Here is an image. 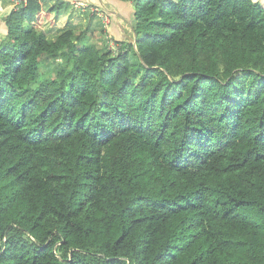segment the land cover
I'll return each mask as SVG.
<instances>
[{"label":"trees","instance_id":"1","mask_svg":"<svg viewBox=\"0 0 264 264\" xmlns=\"http://www.w3.org/2000/svg\"><path fill=\"white\" fill-rule=\"evenodd\" d=\"M122 1L115 49L3 19L0 264H264V0Z\"/></svg>","mask_w":264,"mask_h":264},{"label":"crops","instance_id":"2","mask_svg":"<svg viewBox=\"0 0 264 264\" xmlns=\"http://www.w3.org/2000/svg\"><path fill=\"white\" fill-rule=\"evenodd\" d=\"M57 3H62L66 6L67 14L61 15L66 20L67 27L70 24V16L74 12L85 13L87 9H91L88 22L79 26L78 30H85L90 28L88 39L90 42H102L101 30L104 29L107 38L113 43L134 41L136 35L133 32L134 17L136 15L135 4L133 1L122 0H47L45 7L47 9L53 8ZM18 0H1L0 1V40L7 33V28L4 23L6 17L16 6ZM72 9L74 12L70 13ZM94 11H101L102 13L95 14ZM106 15L109 20L108 24L102 26L100 22V15ZM93 22V23H92ZM97 23V25H96ZM48 30H52L51 38H55L60 32L59 26H48ZM114 45V44H113Z\"/></svg>","mask_w":264,"mask_h":264},{"label":"rangeland","instance_id":"3","mask_svg":"<svg viewBox=\"0 0 264 264\" xmlns=\"http://www.w3.org/2000/svg\"><path fill=\"white\" fill-rule=\"evenodd\" d=\"M68 11H69V9H68ZM69 12L72 13V12H74V10L72 9ZM97 12H99V11H94V13L98 15ZM74 13H75L74 15L70 16L71 21H70V24L68 26L69 27L71 26V28H77L78 29L79 26L82 27V24L89 21L88 18H89L90 13H92V10L87 9L85 13H79V12H74ZM99 13H102V12L100 11ZM65 14H67V10H65V12L63 13V15H65ZM100 18H102V21L104 22L105 25L109 23V20H108L109 18L107 19L106 15L102 14V15H100ZM96 25H97V23H96ZM1 39H2V37H1ZM106 40H104L102 42L105 43V45H108L110 49H115V48H113L115 46V44L112 41H110L109 38H106ZM58 64H59L58 61H55V63H52L51 65H47V63H45V65L43 67V74L46 76L54 75L57 72L58 67H60V65H58Z\"/></svg>","mask_w":264,"mask_h":264},{"label":"built area","instance_id":"4","mask_svg":"<svg viewBox=\"0 0 264 264\" xmlns=\"http://www.w3.org/2000/svg\"><path fill=\"white\" fill-rule=\"evenodd\" d=\"M18 4H19V2H18ZM18 6V5H17Z\"/></svg>","mask_w":264,"mask_h":264}]
</instances>
